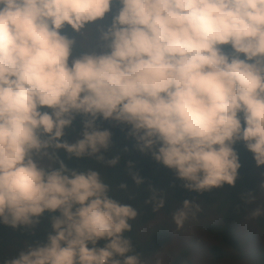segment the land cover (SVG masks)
<instances>
[{
  "label": "clouds",
  "instance_id": "obj_1",
  "mask_svg": "<svg viewBox=\"0 0 264 264\" xmlns=\"http://www.w3.org/2000/svg\"><path fill=\"white\" fill-rule=\"evenodd\" d=\"M108 17L100 50L77 51L69 30ZM101 122L190 191L235 185L238 143L264 166V0H0V224L31 227L47 212L52 229L0 264H144L126 235L136 208L99 170L58 155L115 166ZM200 210L185 199L177 229Z\"/></svg>",
  "mask_w": 264,
  "mask_h": 264
},
{
  "label": "trees",
  "instance_id": "obj_2",
  "mask_svg": "<svg viewBox=\"0 0 264 264\" xmlns=\"http://www.w3.org/2000/svg\"><path fill=\"white\" fill-rule=\"evenodd\" d=\"M112 7L115 11L118 5ZM109 19L110 17L106 24ZM69 35L75 36L78 44L77 51L84 50L78 42L80 35H76L70 30ZM70 128L75 130L72 140L75 137L78 138V133L82 129L81 118L77 117ZM111 131V146L103 154L105 160L118 156L119 160L115 166H109L104 162H97L94 158L87 157L78 161L68 160L63 150H58V155L64 158L70 167H92L99 170L101 178L110 185V194L120 202L136 208L138 215L135 220L129 221L132 230L126 233L132 241L134 253H139L141 258L150 257L170 241V234L165 227H160L161 231L150 229L147 234L141 233V235L139 231L148 226L160 209L170 212L172 200L178 205H183L185 199L190 202L202 200L207 204H219L223 207L221 222L217 225L208 224L205 227L206 231L218 241V245H211L209 248L215 263L227 258L230 252L231 254H234V251L241 252V244L236 236L235 227L242 214L247 210L254 194L257 183L256 175L258 173L264 175V166H256L252 154L246 150L243 143L235 145L241 163L235 185L225 184L221 188L211 191L195 192L186 189L184 181L178 179L172 170L157 163L150 154L138 151L135 141L127 137L126 131H123L120 126H114ZM65 140L74 143L69 139ZM133 176H139L142 183L136 184ZM121 184L126 187L121 188ZM153 196L156 200L163 199L165 202L162 208L155 211L153 210L155 204ZM261 212L262 214L258 216V226L264 231V204ZM50 215L45 212L39 223L31 227L19 226L13 229L0 224V260L16 256L28 244L44 242L47 234L52 230ZM189 252V248H183L182 253L178 254L170 264H193L189 260ZM261 257V264H264V252Z\"/></svg>",
  "mask_w": 264,
  "mask_h": 264
},
{
  "label": "rangeland",
  "instance_id": "obj_3",
  "mask_svg": "<svg viewBox=\"0 0 264 264\" xmlns=\"http://www.w3.org/2000/svg\"><path fill=\"white\" fill-rule=\"evenodd\" d=\"M107 20L108 18L97 24H90L84 30L83 35H80L78 42L85 51H99L102 44L99 29L106 24ZM101 126L112 129L116 125L101 122ZM81 131L82 129L78 133V138L75 137L72 140V134H75V130L67 128L63 139L75 142L81 138ZM256 179L254 197L251 199L247 210L242 214L236 228V235L241 244V252L234 251V254L230 252L227 258L217 263H215L209 252L210 246L218 245V241L206 231L205 227L208 224L217 225L221 222L223 212L221 205H210L202 200L193 201L192 203L199 205L201 210L196 212L195 218L190 214L183 228L177 229L173 216L176 211L183 208V205H178L172 200L170 212L160 209L148 226L144 227L145 229L141 228L139 231L141 235V233L147 234L150 229L161 231L162 228L160 227H165L170 234V241L150 257L141 258V260L144 264H169L179 253H182L183 248H189V260L193 264H261V254L264 252V231L256 223V217L258 216L254 217L252 214L257 209H263L264 188H261V184L264 183V175L258 173Z\"/></svg>",
  "mask_w": 264,
  "mask_h": 264
}]
</instances>
